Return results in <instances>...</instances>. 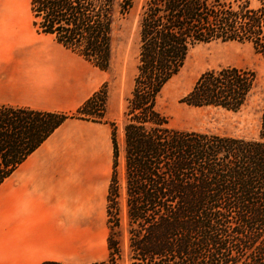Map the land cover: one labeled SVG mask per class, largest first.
Here are the masks:
<instances>
[{
    "label": "trees",
    "instance_id": "16d2710c",
    "mask_svg": "<svg viewBox=\"0 0 264 264\" xmlns=\"http://www.w3.org/2000/svg\"><path fill=\"white\" fill-rule=\"evenodd\" d=\"M146 0L139 52L124 110L125 185L111 122L113 172L107 194L106 259L123 264H264V110L259 138L170 126L157 106L163 88L200 44L249 43L264 57V0ZM134 0H30L34 25L101 70L113 33ZM257 85L251 69L205 71L181 102L239 111ZM98 93L71 113L0 104V185L67 119H88ZM42 264H66L44 261Z\"/></svg>",
    "mask_w": 264,
    "mask_h": 264
},
{
    "label": "crops",
    "instance_id": "0c3cea01",
    "mask_svg": "<svg viewBox=\"0 0 264 264\" xmlns=\"http://www.w3.org/2000/svg\"><path fill=\"white\" fill-rule=\"evenodd\" d=\"M79 56L39 33L23 0H0L1 105L76 111L105 81V70ZM111 132L103 122L67 119L0 185V264L98 261L76 262L103 228ZM118 141L125 174L124 136Z\"/></svg>",
    "mask_w": 264,
    "mask_h": 264
},
{
    "label": "rangeland",
    "instance_id": "374dc122",
    "mask_svg": "<svg viewBox=\"0 0 264 264\" xmlns=\"http://www.w3.org/2000/svg\"><path fill=\"white\" fill-rule=\"evenodd\" d=\"M23 1L24 5H30V0ZM145 2L146 0H134V5L129 13L117 21L113 33L112 62L104 72L105 81L96 92L99 100L92 105L94 111L92 115H81L82 117L86 116L87 120L107 124L108 129H112L110 123L114 122L118 136H124L126 99L131 93L134 76L137 72L139 19ZM251 5L258 6V1L251 0ZM79 58L83 59L81 56ZM87 64L92 65L91 63ZM226 66H237L256 72L257 85L246 106L239 111H229L210 106L192 107L181 102V98L187 94L202 73ZM157 106L168 117L170 126L174 128L244 138H259L264 110V57L257 53L249 43L215 41L197 45L190 51L180 73L163 88ZM120 179L123 194L125 174L122 170ZM109 232L106 212L102 231L95 233L94 247L79 256L76 262L107 258ZM120 237L124 249L122 263L130 264L124 218Z\"/></svg>",
    "mask_w": 264,
    "mask_h": 264
}]
</instances>
